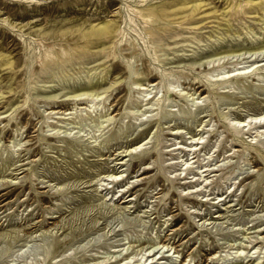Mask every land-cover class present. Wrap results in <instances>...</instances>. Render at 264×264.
I'll return each mask as SVG.
<instances>
[{
	"label": "rangeland",
	"instance_id": "1",
	"mask_svg": "<svg viewBox=\"0 0 264 264\" xmlns=\"http://www.w3.org/2000/svg\"><path fill=\"white\" fill-rule=\"evenodd\" d=\"M263 48L264 0H0V264H264Z\"/></svg>",
	"mask_w": 264,
	"mask_h": 264
},
{
	"label": "bare ground",
	"instance_id": "2",
	"mask_svg": "<svg viewBox=\"0 0 264 264\" xmlns=\"http://www.w3.org/2000/svg\"><path fill=\"white\" fill-rule=\"evenodd\" d=\"M41 1V0H40ZM128 7V6H127ZM133 34H135V28L133 27V24H132V20L131 18H129V28H128ZM126 34L124 32V30H118L117 32V38H116V41H115V46H118L120 44H122V42L124 41V38H125ZM20 39L23 41V43H25V45L28 47L29 46V42H27V40L23 39L20 35H19ZM142 39V38H141ZM32 41H34L36 44H38L39 46L43 47V42L41 40H38V39H32ZM38 52V51H37ZM250 54L248 57H252L254 56L255 58L261 56V55H264V48L263 49H257V50H245V51H239V52H230V53H227V54H223L221 55V58H225V56H229V55H236V56H241V55H244V54ZM238 58V57H236ZM259 61L258 60H254L252 61V63L249 65L250 67H248L247 69H244V70H240L239 72H237L236 74L232 75V77H237V78H241V77H245L247 76L249 73H252L253 71H255V69L257 68V66H260L259 64H257ZM170 76H173V73H170L168 71H164L163 73L160 74V81L158 83H151L149 85H147L146 87H150V86H158L159 83H161L162 81L166 80V79H169ZM136 87V85H135ZM139 87V85H138ZM143 88V87H142ZM207 89H213V87L209 88L207 87ZM92 98H95V99H99L100 97H92ZM26 103V101L24 102V104ZM24 104H22L20 107H22ZM264 132V131H262ZM262 135V134H260ZM220 170V169H219ZM234 173V171L232 173H230L229 175L225 176V177H230L232 174ZM250 259H246V258H236L234 261L232 262H227V264H233V263H236V262H240V261H248Z\"/></svg>",
	"mask_w": 264,
	"mask_h": 264
}]
</instances>
